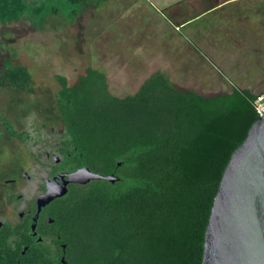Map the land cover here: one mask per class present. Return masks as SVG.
I'll return each mask as SVG.
<instances>
[{"label":"trees","instance_id":"16d2710c","mask_svg":"<svg viewBox=\"0 0 264 264\" xmlns=\"http://www.w3.org/2000/svg\"><path fill=\"white\" fill-rule=\"evenodd\" d=\"M12 6L2 21L24 10L21 0ZM56 80L65 133L54 173L89 167L118 181L72 184L51 204L48 235L57 251L47 234H40L43 242L28 236L30 217L25 228L8 225L0 234V264H62L64 256L68 264H202L214 199L232 155L259 119V96L236 87L215 96L182 92L160 72L125 98L112 96L106 75L93 67L73 85L64 76ZM4 82L34 92L29 69L11 59ZM0 122L23 141L11 122Z\"/></svg>","mask_w":264,"mask_h":264},{"label":"rangeland","instance_id":"374dc122","mask_svg":"<svg viewBox=\"0 0 264 264\" xmlns=\"http://www.w3.org/2000/svg\"><path fill=\"white\" fill-rule=\"evenodd\" d=\"M225 1L21 0L24 10L17 19H0V77L11 59L29 69L34 89L28 94L0 84V118L23 134V141L11 138L0 122V221L15 223L21 212L31 209L61 163L65 128L56 110V76L73 85L93 67L105 73L112 96H134L162 64L163 59L147 56L171 48L170 36L176 37L169 26L172 17L165 15L167 4L185 8L179 21L212 6L186 32L193 46L179 53L191 73L171 66L167 82L172 87L205 96L226 94L233 87L264 94V0ZM18 2L0 0V15ZM193 47L204 57L191 55ZM176 57L171 61L180 62ZM17 177V184L5 182Z\"/></svg>","mask_w":264,"mask_h":264},{"label":"water","instance_id":"95a60500","mask_svg":"<svg viewBox=\"0 0 264 264\" xmlns=\"http://www.w3.org/2000/svg\"><path fill=\"white\" fill-rule=\"evenodd\" d=\"M101 180L114 184L118 178L83 167L46 180V192L36 200L32 234L37 235L42 210L65 197L70 185ZM61 263L68 264L65 256ZM202 264H264V116L251 127L224 172L205 234Z\"/></svg>","mask_w":264,"mask_h":264},{"label":"crops","instance_id":"0c3cea01","mask_svg":"<svg viewBox=\"0 0 264 264\" xmlns=\"http://www.w3.org/2000/svg\"><path fill=\"white\" fill-rule=\"evenodd\" d=\"M228 1H231V0H227L223 3H226ZM223 3H221V4H223ZM184 9L181 10L178 7L172 8V7H170V5H168V4L166 5L165 10L168 12L165 13V15L167 17H169V16L172 17L171 19L169 17L170 22H171V25H169V26L172 27L171 30H173V34L176 35V37L172 38V36H170V38L173 39V43L169 44L168 46L171 45V48L163 47V48H161V52L157 53L156 55H154L152 57L147 56L148 58H154V59L158 58L159 60H161V59H163V60H162L161 66H157L156 70L146 80H148L153 74L160 72L163 74V76L165 77V79L167 81H170L171 78L169 76H171L172 73L169 71H170V69H172L171 66L181 68V74H190L191 73L189 68L187 67V63L184 62L183 55L181 53H179V50H185V49H187L188 51L190 50L188 48V46H193V45L189 43V40H188L189 38H188L186 32L191 33L192 29L190 27L193 25V23L194 22L197 23L200 21L201 18H204L206 13H208V11H210L212 9V6H211V8H206L204 10V12H202L200 15H198L194 18L186 19L185 21L184 20L179 21V19H183V15H184L183 12L185 11ZM196 28L201 29V27H196ZM175 38H176V40H175ZM193 49L195 52L193 53V51H192L191 55L196 57V55H197L196 53L198 52L200 55H202L204 57L202 52H200L196 47H193ZM176 56L180 57V59H179L180 62H178V63H174L175 60L171 61V59L177 58ZM166 67H167V72H164L165 71L164 68H166ZM203 96H205V95H203ZM209 96H215V95H209Z\"/></svg>","mask_w":264,"mask_h":264},{"label":"flooded vegetation","instance_id":"af4514ba","mask_svg":"<svg viewBox=\"0 0 264 264\" xmlns=\"http://www.w3.org/2000/svg\"><path fill=\"white\" fill-rule=\"evenodd\" d=\"M60 150V149H59ZM61 162H62V158H61ZM58 174H60V173H56L53 177H52V179L56 176V175H58ZM17 175H19V174H17ZM21 175H22V177H27L28 175H27V173H25V172H22L21 173ZM5 182L6 183H13V184H17L18 182H19V180H18V177L16 178V179H8V180H5ZM45 192H46V181H45ZM44 192V193H45ZM9 194V193H8ZM7 193H6V195H8ZM14 195L13 194H10V196H9V199L11 200L12 199V197H13ZM7 203H8V201H7ZM53 203V202H52ZM51 203V204H52ZM51 204L50 205H48L47 207H45L43 210H42V212H41V214H40V217H39V220H38V222H37V228H36V232H37V235H33L32 234V225L34 224V221H33V219H34V217H35V215H36V212H37V204H36V200L34 201V204H33V206H32V208L31 209H27V210H24L23 212H21L20 214H19V219L17 220V222H15V223H10V222H8V221H0V234L1 233H3L5 230H7V226L8 225H11L13 228H17V227H20V226H23L24 228H25V225H27V222H28V220H29V217L31 218V222L29 223V225H30V230L31 231H29L28 232V236L29 235H31L32 237H35L36 239H37V242H39L38 240L40 239V238H42L43 239V241H44V238L42 237V236H40V234L41 233H45V234H50V232H51V225H53L54 224V222H55V220L50 216V211L48 210V208L51 206ZM49 236V235H48ZM48 238V240H50V245L53 247V250H58V248L56 247V245L53 243V237H47ZM61 237L60 236H58V239H60ZM42 241V242H43ZM10 242H14V237L13 238H10ZM60 247H61V249H62V251L64 252V253H66V251H67V245L66 244H60L59 245ZM28 249V247H25V250L22 252V254H25V252H26V250ZM63 258V257H62Z\"/></svg>","mask_w":264,"mask_h":264},{"label":"built area","instance_id":"2783aa9c","mask_svg":"<svg viewBox=\"0 0 264 264\" xmlns=\"http://www.w3.org/2000/svg\"><path fill=\"white\" fill-rule=\"evenodd\" d=\"M254 108H255L259 118L264 116V94L259 96L254 101Z\"/></svg>","mask_w":264,"mask_h":264}]
</instances>
